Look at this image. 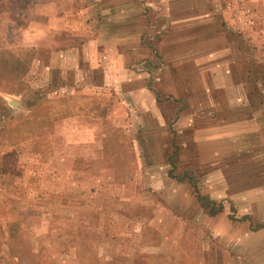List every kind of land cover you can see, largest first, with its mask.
Wrapping results in <instances>:
<instances>
[{"label":"rangeland","instance_id":"1","mask_svg":"<svg viewBox=\"0 0 264 264\" xmlns=\"http://www.w3.org/2000/svg\"><path fill=\"white\" fill-rule=\"evenodd\" d=\"M0 264H264V0H0Z\"/></svg>","mask_w":264,"mask_h":264},{"label":"crops","instance_id":"2","mask_svg":"<svg viewBox=\"0 0 264 264\" xmlns=\"http://www.w3.org/2000/svg\"><path fill=\"white\" fill-rule=\"evenodd\" d=\"M210 182H211V180H210ZM210 185H212V184H214V183H209ZM211 187V186H210ZM226 197H228V193H227V196Z\"/></svg>","mask_w":264,"mask_h":264}]
</instances>
